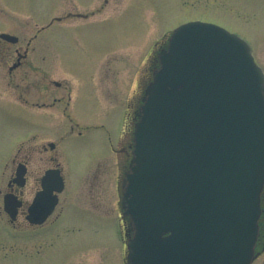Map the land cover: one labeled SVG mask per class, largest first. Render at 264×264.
<instances>
[{
    "label": "rangeland",
    "instance_id": "rangeland-1",
    "mask_svg": "<svg viewBox=\"0 0 264 264\" xmlns=\"http://www.w3.org/2000/svg\"><path fill=\"white\" fill-rule=\"evenodd\" d=\"M32 5L31 10L8 7L0 20H21L28 37L53 16L98 6L91 0H34ZM192 21L238 34L264 69V0H109L102 13L88 20L70 19L42 35L56 54L51 57L47 50L46 61H38L40 70L25 67L9 75L0 61V186L16 161H26L31 198L36 179L52 166L51 157L66 182L54 224L14 231L0 213V264H126L120 221L126 162L114 148L127 140L125 112L131 97L140 105L153 77L151 67L159 64L160 50L152 55L153 47ZM11 28L9 24L6 29ZM101 66L103 88L98 80ZM52 80L68 85L72 99ZM62 96L71 102V119L64 114V103L46 110L33 107ZM49 143L56 148L51 150ZM255 264H264V256Z\"/></svg>",
    "mask_w": 264,
    "mask_h": 264
},
{
    "label": "water",
    "instance_id": "water-1",
    "mask_svg": "<svg viewBox=\"0 0 264 264\" xmlns=\"http://www.w3.org/2000/svg\"><path fill=\"white\" fill-rule=\"evenodd\" d=\"M159 61L122 182L133 225L126 262L252 264L264 188V72L244 39L199 21L178 27ZM25 174L19 165L15 182L23 186ZM43 182L32 224L54 212L65 184L59 169ZM16 199L4 200L13 219Z\"/></svg>",
    "mask_w": 264,
    "mask_h": 264
},
{
    "label": "flooded vegetation",
    "instance_id": "flooded-vegetation-1",
    "mask_svg": "<svg viewBox=\"0 0 264 264\" xmlns=\"http://www.w3.org/2000/svg\"><path fill=\"white\" fill-rule=\"evenodd\" d=\"M97 2V8L86 12V13H75V12H69L66 16H53L51 17V21L48 23V25L42 26L40 29L37 30L35 34L32 36H25L23 35L21 20L19 19H4L2 18L0 20V61L2 62L1 65L4 66V69L8 70L9 75H13L15 72L21 71L23 69L28 68L27 71H34V70H40V65L38 64V61H46L48 53L47 50L52 51L51 57L55 56L53 52V48L51 47V44L47 40H43L42 35L49 29H51L54 26L57 25H64L67 24L70 19H81V20H88L91 17H94L96 14L102 13L104 11L105 6L108 5L109 0H91ZM34 0H0V14L3 16H6V8L12 7L16 9H24L28 8L29 10L34 8ZM35 10V9H34ZM47 16V15H46ZM11 21V23L9 22ZM12 26V30H8L6 28ZM22 32V33H21ZM3 35H9L11 36L9 39H6L3 37ZM43 42V47L41 44H39L40 41ZM167 39L160 42L156 49H153L152 55L154 54L155 50H161L167 45ZM44 49V51H43ZM153 58V56H152ZM154 66V65H153ZM151 70L154 72L155 67H151ZM65 73V72H64ZM67 73V72H66ZM104 71L102 69V66L99 68L98 73V80H99V88H103V80H104ZM52 84L57 87L58 89L64 88L67 93V98L69 100L72 99L71 96V88L66 85L64 86L62 82L57 80H52ZM102 83V84H101ZM103 91V89H102ZM68 99H65L62 97H56L53 99V102L46 103V102H35L33 104V107L37 109H53L58 107V105H61L64 103L66 106V111L64 114L71 119V115L68 112V108L71 105V102H68ZM79 99V98H78ZM133 97H131V100L128 103L127 106V112H126V118L129 121L124 129V134L127 136V140H123L120 142L119 147L114 148V153L117 155L123 154L125 157L126 164H123L124 169L127 168L131 158H132V150H133V130L136 120L138 119L139 115V103L135 100L132 101ZM72 130H74V127L72 126ZM122 140V139H121ZM51 143H49L50 145ZM47 151V148H45ZM52 150V149H51ZM15 162V161H14ZM50 162L52 166L44 171V173L40 176V178H37L35 181V187L34 192L32 194L31 198H27V189L31 186L30 185V168L28 165V162L26 161H16V167L14 170H12L11 174L6 179L5 183L1 184L0 186V213L5 218L6 224H8L14 231H24L25 229H35L39 230L42 228L47 227L51 222L56 221L58 218L57 214L55 215L58 207L61 203V194L66 189V182L64 190L57 194L59 202L56 206L54 212L48 217V219L40 225L32 224L27 219L29 214V207L32 204L35 196L43 190L44 182L43 178L45 176V173L50 169H61L59 164L55 163V158L51 157ZM25 165L26 167V174H25V182L24 185L21 186L18 183L15 182L16 179V171L19 165ZM123 169V170H124ZM62 172V171H61ZM63 174V173H62ZM65 180V179H64ZM56 194V192H55ZM7 195H13L18 198V200L21 202L20 207L17 209L16 217L15 219L11 218V216L5 211L4 209V200ZM17 200V199H16ZM17 200V201H18ZM261 210L262 214L259 220V233L257 242L255 245V255L257 256L252 264H255L260 258L264 256V188L261 193ZM125 221H127L128 218H124Z\"/></svg>",
    "mask_w": 264,
    "mask_h": 264
}]
</instances>
